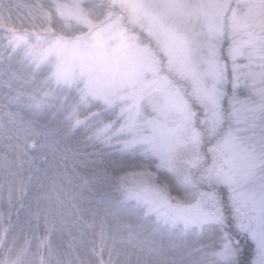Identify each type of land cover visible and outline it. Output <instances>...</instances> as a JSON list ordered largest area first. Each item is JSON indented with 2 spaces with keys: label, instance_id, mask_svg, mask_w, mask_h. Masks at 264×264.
<instances>
[{
  "label": "snow or ice",
  "instance_id": "obj_1",
  "mask_svg": "<svg viewBox=\"0 0 264 264\" xmlns=\"http://www.w3.org/2000/svg\"><path fill=\"white\" fill-rule=\"evenodd\" d=\"M0 29L30 86L0 101V264H264V0H0Z\"/></svg>",
  "mask_w": 264,
  "mask_h": 264
},
{
  "label": "trees",
  "instance_id": "obj_2",
  "mask_svg": "<svg viewBox=\"0 0 264 264\" xmlns=\"http://www.w3.org/2000/svg\"><path fill=\"white\" fill-rule=\"evenodd\" d=\"M13 3H17V1H21V2H25V3H33L35 2V0H11ZM2 29H0V35ZM3 40L0 39V54L2 53V55L0 56V68H1V64H3V56H4V51L3 50ZM2 48V49H1ZM13 67H15L17 69V63H14L12 65ZM42 124H47L48 125V130L52 133H54L57 137V139H62V142L64 144H66L68 147H70L73 151L77 150V149H81V150H86L88 152H93L95 151V149H93L91 146L87 145L85 143V135L84 132L82 130H77L75 132H69L66 128V126H64L63 124H61L60 120H56V121H48V120H42L41 121ZM0 149L4 150L5 149V144L2 142L1 138H0ZM33 154L38 155L39 153H37L35 150H33ZM76 172L78 173V175L80 177H83L85 179H92L94 178V173L95 170L92 167L91 164L88 165H81L79 168L76 169ZM105 258H107L105 256Z\"/></svg>",
  "mask_w": 264,
  "mask_h": 264
},
{
  "label": "rangeland",
  "instance_id": "obj_3",
  "mask_svg": "<svg viewBox=\"0 0 264 264\" xmlns=\"http://www.w3.org/2000/svg\"><path fill=\"white\" fill-rule=\"evenodd\" d=\"M3 2L5 4H9V3H11V4H28V3H25V2L23 3L21 1H17V3H13L11 0H3ZM25 15H26V9L21 8L18 11L13 9V20H12L10 26L19 27V21L16 19V17L17 16L24 17ZM1 33L3 34V30L1 31ZM4 45H5V41H3V46H2L3 50H1V51H4ZM1 55H2V53L0 54V56ZM19 59H20V57L16 56V57H14V59L12 60L11 63H12V65L14 63H17V69H20L21 71H23V69L21 68V65L19 64ZM2 63L4 64V62H2ZM3 64H1V68H0V101L3 100V97L6 94H8L10 92H13L16 88L28 89L30 87L29 85L22 83L20 80L11 81V84H12L11 89L6 87L5 86V81L7 80V77L3 74ZM1 140L5 144V141L3 140V138H1ZM5 151H6V148L4 150L0 149V154H3ZM4 213H5V206L4 205H0V222H3L2 221V217H3ZM21 215L23 217V215H24V211L23 210H21ZM12 220H13V222L16 221V216L15 215L12 216Z\"/></svg>",
  "mask_w": 264,
  "mask_h": 264
}]
</instances>
